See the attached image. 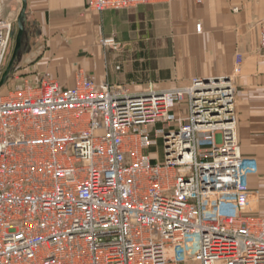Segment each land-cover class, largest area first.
<instances>
[{
	"label": "built area",
	"instance_id": "built-area-1",
	"mask_svg": "<svg viewBox=\"0 0 264 264\" xmlns=\"http://www.w3.org/2000/svg\"><path fill=\"white\" fill-rule=\"evenodd\" d=\"M12 37L0 20V73ZM100 44L121 48L115 33ZM227 80L134 92L80 71L72 87L46 73L0 93V264H264L260 165L242 153ZM211 83L226 91L195 90Z\"/></svg>",
	"mask_w": 264,
	"mask_h": 264
},
{
	"label": "crops",
	"instance_id": "crops-1",
	"mask_svg": "<svg viewBox=\"0 0 264 264\" xmlns=\"http://www.w3.org/2000/svg\"><path fill=\"white\" fill-rule=\"evenodd\" d=\"M26 1L15 79L34 80L50 70L72 87L81 70L98 82L141 92L233 76L236 136L242 153L260 164L250 184L262 199L254 209L264 213V0H171L102 13L90 10L88 0ZM23 7L24 0H0V19L17 21ZM111 33L121 48L105 53L100 40ZM238 53L243 61L235 75Z\"/></svg>",
	"mask_w": 264,
	"mask_h": 264
},
{
	"label": "rangeland",
	"instance_id": "rangeland-1",
	"mask_svg": "<svg viewBox=\"0 0 264 264\" xmlns=\"http://www.w3.org/2000/svg\"><path fill=\"white\" fill-rule=\"evenodd\" d=\"M99 13V12H98ZM0 20H8V19H0ZM8 21H12L13 22V37H12V42H11V46H10V48H9V51H8V54H7V57H6V60H5V63H4V68H3V70H2V72L0 73V80H1V78H2V76H3V74L5 73V71L8 69V67H10V63L12 62V58H13V54H14V50H15V46H16V38H17V34H18V31H19V26H18V20L16 21V20H11V19H9ZM23 22H24V18H23ZM261 27H262V25H261ZM260 33H261V28H260ZM260 33H259V41H260ZM23 34H24V31H23ZM23 34H22V38H23ZM112 34H114V33H111V34H109V35H107V36H110V35H112ZM107 36H104V37H107ZM103 38V37H102ZM101 45V44H100ZM21 46H22V39H21ZM102 47V46H101ZM261 47V46H260ZM23 48V46L22 47H20V49H19V51H18V53H17V56L15 57V59H14V61H13V63H12V65H11V68H10V71H9V73H8V75H7V78H6V80H5V83L3 84V86L0 88V93L1 94H4V95H7L9 92H11V91H15V89L17 90L22 84H24V82H23V80L25 81V79H15V75H14V72H15V70L17 69V66H18V61H19V55H20V52L23 50L22 49ZM103 48V50L105 51V53L106 52H108V51H116V50H114V49H111V48H104V47H102ZM262 49V48H261ZM263 51H264V49H262ZM238 54H241V53H238ZM242 55V54H241ZM236 58H237V56H236ZM237 61V60H236ZM242 61H243V55H242ZM242 61H241V63H240V66H239V72L238 73H235V75H237V74H239L240 73V71H241V65H242ZM236 63V62H235ZM236 66V65H235ZM81 71V70H80ZM79 71V72H80ZM78 72V73H79ZM46 73H49L50 75H51V77L54 79V80H56V81H58L59 82V80L58 79H56L55 78V76L53 75V73L50 71V70H45V71H43L40 75H39V77L38 78H36V79H34V80H32V79H29V81L30 82H32V83H37V81H38V79L42 76V75H45ZM86 73V72H85ZM223 77H226V78H228V80L227 81H229V83H230V85H231V87L233 88V91H235L236 92V89H235V83H234V78H233V76H223ZM213 79H217V78H213ZM76 81H77V78H76ZM76 81H75V84H76ZM194 81V80H193ZM193 81H191V83L189 84V85H191L192 83H193ZM60 83V82H59ZM61 84V83H60ZM127 87V86H126ZM128 88V87H127ZM130 89V88H129ZM131 90V89H130ZM235 98H236V95H235ZM236 129H237V127H236ZM240 147H241V145H240ZM258 161V160H257ZM260 165V164H259ZM264 168V166L261 168V172L264 170L263 169Z\"/></svg>",
	"mask_w": 264,
	"mask_h": 264
},
{
	"label": "water",
	"instance_id": "water-1",
	"mask_svg": "<svg viewBox=\"0 0 264 264\" xmlns=\"http://www.w3.org/2000/svg\"><path fill=\"white\" fill-rule=\"evenodd\" d=\"M26 7H27V1L24 0V7H23V9L21 11V14L19 16V19H18L19 31H18L17 38H16V46H15L12 62L10 63V67H8V69L5 71V73L3 74V76H2V78L0 80V88L5 83V80L7 78V75L9 73V71H10L11 65H12V63H13L15 57L17 56V53H18V51H19V49L21 47V39H22L23 31H24L23 17H24L25 11H26Z\"/></svg>",
	"mask_w": 264,
	"mask_h": 264
},
{
	"label": "bare ground",
	"instance_id": "bare-ground-1",
	"mask_svg": "<svg viewBox=\"0 0 264 264\" xmlns=\"http://www.w3.org/2000/svg\"><path fill=\"white\" fill-rule=\"evenodd\" d=\"M226 88L227 86L222 83H218L216 85L214 83H211L210 85H205V84L201 85L195 90L200 91L201 92L200 94L209 95L213 93H221L222 91H226Z\"/></svg>",
	"mask_w": 264,
	"mask_h": 264
}]
</instances>
